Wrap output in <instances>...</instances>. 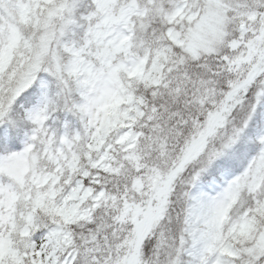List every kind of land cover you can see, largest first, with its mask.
Instances as JSON below:
<instances>
[{"label":"rangeland","instance_id":"rangeland-1","mask_svg":"<svg viewBox=\"0 0 264 264\" xmlns=\"http://www.w3.org/2000/svg\"><path fill=\"white\" fill-rule=\"evenodd\" d=\"M44 2L51 4L42 19L34 57L0 111L1 125L8 115H16L17 102L26 90L34 84L40 89L36 105L22 114L33 137L20 152L0 156V261L9 243L3 225L11 219L15 186L20 184L24 186L21 208L30 206L31 211L48 195L65 225L74 226L88 220L96 207H112L116 222L126 231L124 240L116 244H97L93 238L82 260L72 245L71 231L41 234L26 229L31 264H181L190 239L194 251L205 253V264L263 263L264 129L258 134L263 141L260 153L240 172H221L210 179L206 175L240 141L260 108L264 118V0H93L83 42L74 46L70 61L61 56L58 44L65 30L78 23L79 0H0V71L21 41L19 23ZM152 38H162L165 49H148L156 45L149 44ZM171 43L183 49L174 53L183 65L219 55L235 71L229 90L208 102L209 107L200 108L203 118L194 122L197 130L173 157L171 169L176 171L168 181L169 173L145 162L148 152L140 143L136 124L148 102L135 95L139 87L163 89L164 80L182 77L177 71L166 74ZM179 68L187 73L183 66ZM72 72L86 74L89 89L80 93L81 100L73 99L77 84ZM186 77L190 93L198 92V77ZM64 87L72 97L63 99L60 110L67 111L75 124L83 123L81 134L62 122L53 135L46 125L50 95L63 93ZM233 89L244 90L246 98L228 118ZM129 93L134 96L126 99ZM113 139L124 149L119 157L124 177L122 190L110 193L93 173L110 169L108 142ZM177 178H188V183L183 182L186 188L171 196L169 185ZM162 180L167 190L163 200H172L156 213L158 239L151 245L147 233L143 234L148 227L145 212L136 211L133 204L148 199ZM100 184L101 190L96 189ZM199 229L202 235L195 243Z\"/></svg>","mask_w":264,"mask_h":264},{"label":"trees","instance_id":"trees-1","mask_svg":"<svg viewBox=\"0 0 264 264\" xmlns=\"http://www.w3.org/2000/svg\"><path fill=\"white\" fill-rule=\"evenodd\" d=\"M93 0H79L78 7L75 13V18L78 21L76 25L67 28L60 38L58 44V50L62 57L66 61L73 59L72 49L77 45L78 42H83L85 33V25L87 23L86 14L92 8ZM51 3L44 2L38 8L33 10L27 21L19 24V34L21 41L19 45L14 49L11 61L6 67L0 71V111L7 107L9 99L11 97V89L16 84L17 79L22 74L24 68L29 65L34 57L36 45L41 32V24L43 16L49 8ZM156 44L149 46L148 49H165V44L161 39H151L149 44ZM145 44H147L145 42ZM169 44V42H168ZM176 45V46H175ZM170 47H173L172 54L168 55V61L165 65L166 74L168 77L172 75L173 71H177L182 77L177 79L172 77L168 80H164V88L160 89L158 94L157 89H142L138 88L135 96L142 98L148 106L144 111V117L139 120L136 124L138 132L141 134L140 143L143 144V148L148 152L145 162L149 168L156 167L169 173L165 177L168 181L173 177L175 169L172 168L173 157L179 150L180 146L188 142L189 136L197 130L195 121H200L203 118V113L200 112L201 107L207 108L208 102L212 103L214 100L221 98L222 93L229 90L231 82L229 81L234 75V71L229 68H233L231 65H227L223 60L222 56L213 55L212 57H206L201 59L199 62L181 64L175 59V52H182L181 46L171 43ZM169 54V53H168ZM183 66L186 70V74L179 68ZM190 74L191 79L198 80V92L192 94L189 89L191 84L185 83L186 75ZM73 80L77 84L76 94L73 96L74 100H81L80 93L83 90L89 89L86 74H80L79 72H72ZM169 85V86H167ZM79 90L77 91V89ZM238 89V88H237ZM201 90L203 93L201 94ZM72 91L69 88L64 87L63 93H58L52 97V104L50 107L51 116L60 117L55 125L57 130H60V124L67 111H61L63 99L72 97ZM130 94L126 95V99L130 98ZM231 109L228 113V118H232L237 113L236 107L245 100V91L242 90L240 93L236 92L235 89L230 91ZM158 95V97H157ZM247 95V94H246ZM134 96V94L132 95ZM38 98V89L34 84L19 98L17 110L14 114L8 115L5 120L9 127L2 125L0 126V153H5L10 150H17L21 147V144L25 141V138L32 134L30 127H25L22 121V114L25 110L30 108ZM135 99V98H132ZM203 100V102L200 101ZM234 99V100H233ZM151 107V109H150ZM209 107V106H208ZM256 116L251 120L249 126L243 132L244 136L240 141L232 147L231 150L226 151L219 160L216 161L213 170H210L206 175V178L217 177L221 172H239L246 166L253 156H257L260 153L263 141L258 138L260 131L264 129V118L262 115V109ZM264 111V110H263ZM120 108L117 109V114L121 115ZM50 116V117H51ZM70 118V117H69ZM153 118V120L151 119ZM80 119V118H79ZM69 124L73 125L75 132H83V123H74V120L68 119ZM75 124V125H74ZM4 126V127H3ZM113 131H116L113 129ZM145 134H144V133ZM110 145V169L108 171H99L93 173L100 176V183L103 188L110 192L115 193L117 190H122L120 179L124 176L121 173L120 168V156L124 149L123 146L117 144V140L113 139L108 142ZM162 149L165 153H161ZM81 161V159H80ZM84 162V159H82ZM125 170L129 173V165L125 167ZM121 174V175H120ZM93 175L89 178L92 179ZM119 182V184H118ZM164 180L160 181L155 189L152 191L151 196L142 201L134 202L133 208L138 212H145L144 219L145 224L148 223V227H144V233L146 234V240L148 244H156L157 237V216L156 213L164 208L172 198H169L164 202L163 197L167 192ZM188 183V178L180 180L174 179L169 185L168 194L179 193V190L186 188L187 185L182 187V184ZM101 184L95 188L101 190ZM163 187V188H162ZM162 189V191H161ZM21 203L13 209V221L12 226L8 227L9 244L0 264H31V250H30V238L26 235L25 230L29 232H43L45 230H63L71 231L74 236L72 245L75 251L78 253L80 258L83 260L85 248L88 243L93 239L97 244H116L121 242L125 238L126 231L123 227H120L119 223L116 222L117 212L111 207L106 209L104 207H96L92 212V215L88 220L82 221L80 224L74 226H66L61 217L56 212V206L52 199L46 195L44 199L39 201L35 205V209L32 208L30 211L29 207H19ZM160 208V209H159ZM37 209V213L35 210ZM30 211V212H29ZM105 211V212H104ZM163 211V210H162ZM39 214V215H38ZM125 215L126 212H124ZM49 216L53 219V223H59L60 225L54 226L44 216ZM197 238L201 237L200 229L195 231ZM194 234V235H195ZM191 238V237H190ZM197 240V241H196ZM193 240H189V251L185 252L181 256V264H204L205 253L194 251ZM192 247H191V245ZM148 248V247H147ZM260 264H264L260 263Z\"/></svg>","mask_w":264,"mask_h":264}]
</instances>
